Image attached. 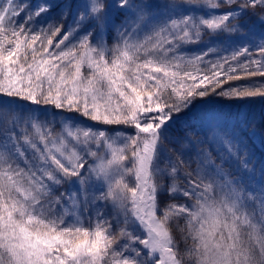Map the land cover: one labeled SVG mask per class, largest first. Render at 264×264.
<instances>
[{
  "label": "snow or ice",
  "instance_id": "6c2138e0",
  "mask_svg": "<svg viewBox=\"0 0 264 264\" xmlns=\"http://www.w3.org/2000/svg\"><path fill=\"white\" fill-rule=\"evenodd\" d=\"M0 264H264V0H0Z\"/></svg>",
  "mask_w": 264,
  "mask_h": 264
},
{
  "label": "rangeland",
  "instance_id": "374dc122",
  "mask_svg": "<svg viewBox=\"0 0 264 264\" xmlns=\"http://www.w3.org/2000/svg\"><path fill=\"white\" fill-rule=\"evenodd\" d=\"M33 2H35V0H33ZM58 39V38H57ZM55 42V41H54Z\"/></svg>",
  "mask_w": 264,
  "mask_h": 264
}]
</instances>
